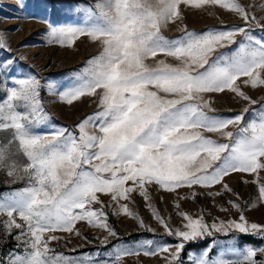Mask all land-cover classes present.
<instances>
[{
    "label": "snow or ice",
    "instance_id": "obj_1",
    "mask_svg": "<svg viewBox=\"0 0 264 264\" xmlns=\"http://www.w3.org/2000/svg\"><path fill=\"white\" fill-rule=\"evenodd\" d=\"M16 2L21 11L28 7L27 0ZM209 5L228 10L241 23L202 32L185 25L176 38L163 34L169 24L183 19L184 8ZM70 11L78 23L24 17L46 25L48 43L72 47L85 37L97 44V54L70 74L66 85L14 72L26 57L11 55L13 50L0 33V132L7 133L6 142L0 140V172L9 178L10 188L0 193V215L7 217L0 225L5 237L19 230L13 238L17 248L23 247L22 252L13 250L0 257V264H121L123 256L140 251L146 256L167 253L165 264H184L187 245L209 237L212 242L206 249L188 253V264H264V259H256L258 253L264 256V246L240 249L229 244L212 255L218 246L214 234L235 240L236 232L264 239V225L249 222L247 209L232 201L238 219L208 223L202 214L194 218L181 212L184 223L175 229L153 211L166 235L177 239L174 245L147 240L136 247L113 246L106 257L100 253L74 257L49 247L60 237L48 233L80 236L77 222L106 231L108 236L101 241L105 247L109 237L118 238L98 193L110 194L117 202L114 214L138 219L127 205L119 204L137 187L146 201L145 185L151 183L166 191L214 185L231 191L225 177L264 170V98L252 99L237 83L245 78L244 86L264 88V38L255 34L256 29L264 32V17L258 19L239 0H95L94 4L78 0ZM3 53L9 55L5 58ZM159 55L166 59H158ZM167 58L177 63H168ZM42 89L57 98L54 103L71 105L94 97L97 110L72 126L57 125L43 106ZM225 91L246 102L239 113L216 112L210 94ZM129 181L132 186H126ZM18 182L24 186L11 188ZM196 195L193 191L192 197ZM259 201L264 202V185L259 186ZM93 204L101 208L94 209ZM140 226L145 227L143 221Z\"/></svg>",
    "mask_w": 264,
    "mask_h": 264
},
{
    "label": "rangeland",
    "instance_id": "obj_2",
    "mask_svg": "<svg viewBox=\"0 0 264 264\" xmlns=\"http://www.w3.org/2000/svg\"><path fill=\"white\" fill-rule=\"evenodd\" d=\"M78 0H27L28 7L21 11L17 7L16 0H0V33L13 50L11 55L25 56L26 59L18 61V69H14L20 75L35 74L42 83L54 81L61 85L69 82V76L74 71H79L84 62L91 56L97 54L98 46L90 42L87 38L81 37L75 41L72 47L61 46L58 43H48L46 25L35 19H24L25 16L35 15L41 19H48L54 24L78 23L79 18L70 11V6ZM239 2L258 19L264 17V0H239ZM84 4H94L95 0H83ZM251 5L252 7H249ZM183 7V6H182ZM264 23V21H261ZM241 23L239 19L228 10L219 7V5H209L202 9H183V19L174 24H169L163 30V34L168 38H176L181 35V30L187 26V29L196 32H202L210 28L222 30L225 25ZM257 37L264 38V32L256 29ZM9 54L3 53L6 58ZM158 59H166L159 55ZM168 63L175 64L172 58H167ZM149 64L154 61L149 60ZM31 65V68H28ZM245 78H241V81ZM241 81L242 90L252 99L259 100L264 98V88L251 89L250 86H244ZM0 89L3 84L0 83ZM3 92L0 91V96ZM214 100L213 107L217 113L232 115L239 113L246 105L245 101L234 98V94L225 91L221 94H210ZM207 98V97H206ZM56 97L50 96L46 89L41 90V100L46 111L51 115L57 125L72 126L85 116L92 114L97 110V102L94 97H84L71 105L61 102H53ZM253 105L252 108H256ZM251 117H249L250 119ZM231 130V128L229 129ZM92 131V129H89ZM205 136L218 142H227L225 138L214 133H203ZM7 133L0 132V140L6 142ZM9 178L0 172V193H7L10 188L6 183ZM255 181V182H253ZM225 183L231 191H225L221 185H214L211 188H201L199 186L181 187L174 191H166L155 183L146 184L145 189L148 195L146 201L139 194V188L129 194V199L120 200V205H127L138 219L123 213L117 215L118 204L111 200L110 194L98 193L99 199L104 205L103 211L107 214L109 225L118 233V238L109 237L107 246H103L101 241L108 233L100 228L91 227L87 222H77L76 228L81 233L77 236L74 232H56L47 235H56L60 239L51 241L49 247L56 253L67 254L69 256L80 257L83 254L94 255L100 253L107 256L113 246H131L136 247L144 241L151 240L158 243L174 245L177 239L168 236L164 228L153 216V211L163 217L171 228H182L184 223L182 216L178 213H188L194 218L201 214L204 219L211 223L213 220L238 219L239 212L233 208L229 201L235 202L246 208L244 212L249 222H255L264 225V202L259 201V186L264 185V170L258 174L232 173L225 177ZM22 182L11 185V188L23 187ZM126 186H132V182H127ZM195 191L197 195L192 197ZM212 193L209 195L208 193ZM219 192L220 195H215ZM151 205V207H149ZM94 209H100V204H93ZM221 209H228L227 212ZM7 220L6 216L0 215V221ZM143 221L145 227L140 226ZM17 222L19 219H17ZM152 229L149 231L148 229ZM19 230L13 229L12 236L5 237L3 226L0 225V257H6L10 251L22 252L23 247L17 248V241L13 238ZM218 241V246L213 250L212 255L216 256L227 245L233 244L237 248L243 249L245 246L260 247L264 246V239L253 235H242L236 232L232 237H225L221 234H214ZM86 238V239H85ZM212 242V237L200 240L195 243H189L182 253L184 264H188V253H200L206 249ZM75 249L76 251H72ZM167 253L146 256L140 251L138 254L125 255L121 259V264H165L164 257ZM235 258V257H230ZM256 259H264V256L257 254Z\"/></svg>",
    "mask_w": 264,
    "mask_h": 264
}]
</instances>
